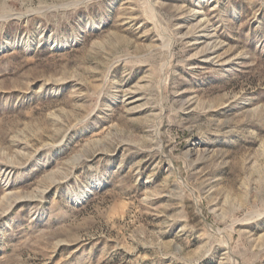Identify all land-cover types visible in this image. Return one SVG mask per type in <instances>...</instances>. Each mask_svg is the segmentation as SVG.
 <instances>
[{"label": "rangeland", "instance_id": "obj_1", "mask_svg": "<svg viewBox=\"0 0 264 264\" xmlns=\"http://www.w3.org/2000/svg\"><path fill=\"white\" fill-rule=\"evenodd\" d=\"M0 264H264V0H0Z\"/></svg>", "mask_w": 264, "mask_h": 264}]
</instances>
